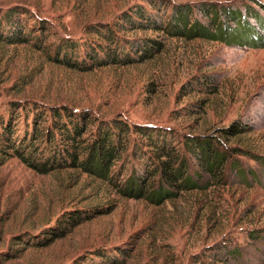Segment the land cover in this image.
I'll list each match as a JSON object with an SVG mask.
<instances>
[{
  "label": "rangeland",
  "instance_id": "374dc122",
  "mask_svg": "<svg viewBox=\"0 0 264 264\" xmlns=\"http://www.w3.org/2000/svg\"><path fill=\"white\" fill-rule=\"evenodd\" d=\"M99 46L122 63L94 66ZM63 108L88 141L117 121L128 145L108 180L0 153V264H264V0H0V132L53 129ZM163 140L198 188L151 200ZM207 140L216 177L187 148Z\"/></svg>",
  "mask_w": 264,
  "mask_h": 264
},
{
  "label": "trees",
  "instance_id": "16d2710c",
  "mask_svg": "<svg viewBox=\"0 0 264 264\" xmlns=\"http://www.w3.org/2000/svg\"><path fill=\"white\" fill-rule=\"evenodd\" d=\"M142 11H137V16L142 19ZM142 21V20H141ZM130 23V20H128ZM180 22L183 23V20ZM132 23V22H131ZM130 23V25H131ZM150 24V22L148 23ZM146 24V25H148ZM144 25V23H142ZM133 26V23H132ZM222 28H219L221 30ZM102 36L110 43H114L112 33H102ZM222 34H227L226 30L221 35H216L217 38L222 39ZM184 35H187L184 33ZM17 38L18 42L25 39ZM25 42V41H24ZM148 43V50H145L143 55L140 56V61H144V57H149V52H158L161 50L162 45L159 42L150 41ZM132 49L138 50V47L134 43L131 44ZM67 48H73L66 45ZM65 47V48H66ZM100 47V46H99ZM100 51L105 56V61H99L98 58L93 57L97 65L102 67L107 65H116L122 63L123 60L118 59L119 54L116 49L111 51L109 48L100 47ZM124 49V48H123ZM63 60L65 65H71L67 58L75 60L73 50L64 51ZM144 56V57H143ZM65 60V61H64ZM69 62V64H68ZM134 62V61H129ZM74 68L83 70V68H93V63L88 67H79L76 63ZM206 82H209L207 78ZM53 129L46 127L45 131H39L38 123L34 124L33 131L26 133L24 136L19 137L17 133L13 132L11 123H3L0 132V153L7 156V160L15 158L25 164L27 167L39 172L40 174H49L51 172L74 168L81 169L83 171L90 172L96 176H99L105 180L110 178V167L112 166L115 158L117 159L119 154L128 145L124 143L125 138L128 136V128L122 123L115 121L113 125L100 127L97 135L92 137L90 141L83 136L87 133V127L89 126L88 117L84 114H74L70 109H52L51 115ZM38 118V117H36ZM246 128L242 129H230L227 130L231 134H237L244 132ZM151 138V137H150ZM151 144L158 149L157 158L159 163L153 171L150 172L147 180L152 176L157 177L158 189L151 195V200L156 199L160 195H163V191L166 195L171 196L172 189H187L198 188L197 184L193 183L187 175L188 161L182 154L180 155L171 144H167L165 140L162 142H151ZM189 152L193 153L198 160L199 166L204 172L210 173L213 177L218 175L222 170L226 157L224 154L213 149L210 141L199 143L195 141L188 147ZM165 159V160H164ZM184 179V183L182 182ZM186 184V185H185ZM192 184V185H191ZM69 224L73 225L80 221L77 216L70 217Z\"/></svg>",
  "mask_w": 264,
  "mask_h": 264
}]
</instances>
